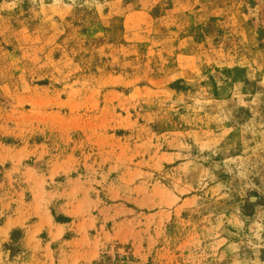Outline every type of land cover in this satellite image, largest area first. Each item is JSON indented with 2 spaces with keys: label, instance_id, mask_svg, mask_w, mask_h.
Wrapping results in <instances>:
<instances>
[{
  "label": "rangeland",
  "instance_id": "obj_1",
  "mask_svg": "<svg viewBox=\"0 0 264 264\" xmlns=\"http://www.w3.org/2000/svg\"><path fill=\"white\" fill-rule=\"evenodd\" d=\"M0 264H264V0H0Z\"/></svg>",
  "mask_w": 264,
  "mask_h": 264
}]
</instances>
